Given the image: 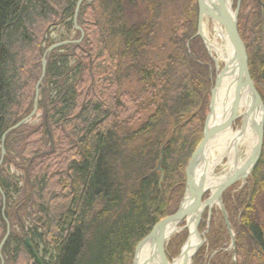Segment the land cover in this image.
<instances>
[{
	"label": "trees",
	"instance_id": "16d2710c",
	"mask_svg": "<svg viewBox=\"0 0 264 264\" xmlns=\"http://www.w3.org/2000/svg\"><path fill=\"white\" fill-rule=\"evenodd\" d=\"M197 1L85 0L80 31L74 23L79 0H0V160L6 151L0 245L8 224L11 232L2 249L5 264H38L27 238L37 254L45 243L43 264H133L137 244L178 210L218 72L197 36ZM241 3L238 32L260 93L264 0ZM59 26L74 33L68 40L74 43L47 56L42 121L8 133L34 109L41 62ZM260 158L236 228L237 264H264V226L254 214L255 196L264 190V146ZM10 166L23 178L11 175ZM204 219L199 230L208 213ZM221 241L209 238L214 257L203 248L195 264H217L225 255ZM50 246L54 254L46 261Z\"/></svg>",
	"mask_w": 264,
	"mask_h": 264
},
{
	"label": "water",
	"instance_id": "95a60500",
	"mask_svg": "<svg viewBox=\"0 0 264 264\" xmlns=\"http://www.w3.org/2000/svg\"><path fill=\"white\" fill-rule=\"evenodd\" d=\"M85 0H79L76 13L74 18V23L76 29L81 30L78 25V14L82 3ZM213 1V0H198L199 4V24H198V33L197 35L203 38L205 46L208 49L209 54L212 56L213 46L211 42L204 34V22L207 19V16L213 19L214 21L221 25L225 30L230 43L233 47V52L229 60L224 61L223 68H220V61L217 58H214L216 64V69L218 74L216 76L215 85L211 91V101L209 107V115H207L206 123L203 134V139L197 147L196 151L192 155L188 167L186 169V191L184 198L180 204L178 211L171 215V217L164 219L158 223L152 231L138 243L135 248V256L133 264H140V257L145 252L151 251V255L148 259L144 261V264H192V259L195 257V254L198 252L204 241L202 240L201 234L199 232V225L202 220L203 213L206 209L209 210V219L211 217L212 209L214 205H218L225 218L227 219V212L225 207L222 204V194L223 191L227 190L233 184L239 180H245L254 170L258 164L260 157L262 156L263 146H264V102L258 92L255 84L248 70V55L246 46L238 32V10L240 6V0H238V8L229 13L226 11L223 5L222 0ZM83 35V32H82ZM81 42V39L77 43ZM74 42L66 41L54 44L51 46L46 54L42 63V73L41 78L36 86V99L35 105L32 113L29 117H26L24 120L19 122L15 127L11 128L8 132L19 128L21 125L28 122L32 119L38 109V94L45 79L46 67H47V56L53 50H56L64 45L71 44ZM233 80V85L235 86L234 97L229 105L224 101L222 103V113L220 116H217V104L219 100V95L222 90L225 89L224 85L226 81ZM231 86L228 85L226 93H230ZM244 109V110H243ZM243 110V113L240 115V111ZM241 118L242 126L238 131L239 136L245 134L247 130L250 131L251 138L249 140L250 154L243 162L242 168L240 169H230L228 174H225L221 177H213V170L221 164L209 165L208 161L210 156L207 154V151L210 149L211 143L217 138L220 134L230 129L233 131L235 122ZM5 136L3 137V140ZM171 139H169L166 145L170 144ZM243 141V140H242ZM241 141H238V145ZM236 144L235 150L238 148ZM165 148V147H164ZM161 153V160L158 162L157 170H161L163 150ZM2 155H5V150H2ZM227 155H222L220 158L223 161ZM237 158V157H236ZM221 162V161H219ZM2 161L0 162V165ZM223 178H225L223 180ZM211 179L220 184L214 186L211 183ZM207 192H210L211 195L207 200L203 201V197ZM185 222L186 225L184 228L189 230V237L181 250V253L178 258L173 261H169L167 258V246L170 242L172 236L175 233L183 230L179 225L182 222ZM227 221V220H226ZM228 222V221H227ZM226 222V223H227ZM229 231L232 233L229 223H227ZM10 231L7 232L6 237L1 243L0 250H2L4 244L6 243ZM233 237V234H232ZM192 238H195L197 243L194 246L191 244ZM26 244L29 246L36 262L38 264H43L42 259L30 239L25 240ZM234 244V239H233ZM4 264V263H3Z\"/></svg>",
	"mask_w": 264,
	"mask_h": 264
},
{
	"label": "rangeland",
	"instance_id": "374dc122",
	"mask_svg": "<svg viewBox=\"0 0 264 264\" xmlns=\"http://www.w3.org/2000/svg\"><path fill=\"white\" fill-rule=\"evenodd\" d=\"M91 2H93V0H88V3H91ZM241 2H242V0H240V6H239V10H238V20H239V13H240L241 4H242ZM249 2H248V4H249ZM237 8H238V0H233V7H232L233 11H235ZM249 8H250L249 6L246 9L244 8L245 15L250 13ZM245 26L248 27V23L247 22H246ZM206 28H207V33H208V37L207 38H208L209 41H213V43H218L220 45L224 44L223 41L220 40L216 36V33H215L216 32L215 31L216 27H215L214 23L209 21ZM73 35H74V33L73 32L69 33L68 30L66 29V27L59 26V27H56V28H54L52 30V32H51V42H52V44H55V43L57 44V43H60L63 40H71L73 38ZM83 37H84V32H83V35L81 37V41H82ZM201 39L203 40V38H201ZM203 42H204V40H203ZM246 50H247V48H246ZM211 53H212V56L214 58L219 59L220 68H223L224 61H226V59L220 58V55L217 54L218 52H216L215 50H213ZM247 55H248V53H247ZM248 62H249V57H248ZM103 67H104V64L101 62L99 64L100 70ZM248 70H249V63H248ZM217 74H218V72H217ZM259 78H263V77L260 76ZM259 78L257 79V83L256 84L258 85V89L260 91V94H262L264 96V79L260 80ZM41 91L42 90H40V94H41ZM40 94H38L39 95L38 96L39 99H38L37 113L32 119H30L25 124H35V125L39 124L40 125V123L42 121V115H43L42 110L39 107V103H40V100H41V95ZM208 115H209V113H208ZM206 119H207V117H206ZM205 123H206V121H205ZM25 124H23V125H25ZM16 125H14L13 127H15ZM23 125H21V126H23ZM241 126H242V119L239 118L234 124L233 131L234 132L239 131L241 129ZM13 127H11V128H13ZM179 128L180 127L174 128V130H172V132L170 134L171 139L174 137V135L176 134V132H177V130ZM203 134H204V131H203ZM248 147H250V145L249 144H245V142L239 143L238 148H237V151H238L237 155H238V158H239L240 162H244L245 159H247V157L249 156L250 148H248ZM5 153H6V151H5ZM3 157L4 156L2 155L0 162L1 161L3 162ZM228 162H229L228 158H225L223 160L222 164L217 166L215 168V170H213L214 171L213 172V176L218 178V177H221V176H223L225 174H228L230 172V168H229ZM157 167H158V165H157ZM9 170H10V174L15 176V177L23 178V176H24V173L22 171H20L19 169H17L15 166H10ZM159 172L161 173V170H159L158 173ZM161 175H162V173H161ZM252 175H253V172L245 180H239L235 184H233L231 187H229L227 190L223 191L221 199H222V204L225 207V210L227 212V219L225 218V215L223 214L224 212H222L221 208L217 204L213 206L210 219H209V210L208 209L205 210V212L203 213L202 220H201V223L199 225V228H200L201 224L203 223V221L205 220L204 216H205L206 213H208V219L206 220V222H207L206 224H208V225L206 226V228L204 230L203 229L199 230V232L201 234V237H202V240L204 241V243L202 244V246L200 247L198 252L195 254V257L199 254V252H201V250L203 248H206V250H207V255H206L207 257L208 256L214 257L213 255H211V253L213 251H211V249L209 247V238L214 239L215 241H217L218 239H222V241H221V246L222 247L221 248L225 249V255H222L221 259L223 260V262L225 264H237L239 259L237 258V244H236V242H237L236 230L237 229L236 228H237V225H238V227L240 226L239 220L241 219L243 213L245 212L244 211L245 210V205H247L249 203V200H250V198H251V196L253 195V192H254L253 191L254 183H253ZM23 182L21 180V184H20L21 188H22V186H25L23 184ZM185 191H186V189H185ZM184 195H185V193H184ZM210 195H211V193L207 192L205 194V196L203 197V201L207 200L210 197ZM183 198H184V196H183ZM254 204H255V213H254L255 214V218H256L257 221H259L264 226V190H262L261 192H259L255 196ZM226 205H227V207H229L230 212H228V210L226 208ZM242 206L244 208H242ZM179 207H180V205H179ZM213 214H216L215 218L213 217ZM24 221H25L24 222L25 230L27 228L29 229L32 226V224L30 223L29 220H27V221L24 220ZM226 222L229 223V226L231 228L232 233L229 231V228H228V225H227ZM185 225H186V223L183 221L179 225V227L180 228H184ZM211 226L213 227V230L211 229ZM15 230L19 231L20 228L16 227ZM211 230H212V232H211V235L209 236V231H211ZM8 231H10V225L9 224H8L7 232ZM185 234H187V235H185ZM232 234H233V237H232ZM188 237H189V230L187 228H184L183 230L175 233V235L172 236V238H171V240H170V242L168 243V246H167L168 253H169V250H170L169 255L171 257H173L171 259V261H173L174 259L179 257V255L181 253V250L184 247ZM233 239H234V244H233ZM44 244H45L44 242H40L39 243V246H40L39 250L40 251H39L38 254H39L40 258L45 257V255H44V247H45ZM53 254H54V251L52 249V246H50L48 248V255L45 258L46 261H49L50 256L53 255ZM0 255H2V250H0ZM3 256L4 255L1 256L2 257V263L1 264H3V263L5 264V259H3L4 258ZM195 257H193V259H192V264H195ZM260 257H261V259H260L259 262L260 263L264 262V257L262 255H260ZM221 259L217 258V264L221 263L220 262ZM208 264H210V263L208 262Z\"/></svg>",
	"mask_w": 264,
	"mask_h": 264
},
{
	"label": "bare ground",
	"instance_id": "6f19581e",
	"mask_svg": "<svg viewBox=\"0 0 264 264\" xmlns=\"http://www.w3.org/2000/svg\"><path fill=\"white\" fill-rule=\"evenodd\" d=\"M214 1V0H213ZM217 2H220L218 0H215ZM223 1V5H224V8L226 9V11H228L229 13H232L233 12V0H222ZM221 3V2H220ZM212 22L214 23L215 25V33H216V36L223 41V45H220L218 43H213V41H210L213 46V49L218 52L217 54L220 55V58H223V59H226V60H229L231 55H232V52H233V47L230 43V40L228 38V35L226 34L225 30L221 27V25H219L216 20L214 21L213 19H211L210 17L207 16V19L206 21L204 22V27H203V30H204V34L206 37H208V33H207V25H208V22ZM233 80L234 79H230L229 81H226L225 82V89L222 90L221 94L219 95V100H218V104H217V116H220L221 113H222V103L223 101L229 105L230 102L232 101L233 97H234V90H235V86L233 85ZM231 86L230 88V93L228 95V93H226V89L227 87ZM244 110V109H243ZM243 110L240 111V115L243 113ZM239 132H234L230 129L226 130L225 132H223L222 134H220L217 138H215V140L211 143V146H210V149L207 151V154L210 156L209 158V165L213 166V164L215 163H219V164H222V160H221V156L222 155H227L226 157L228 158L229 162H228V165H229V168L233 170L234 169H240L242 168V165H243V162H240L239 161V158H238V155H237V149L235 150L236 148V144L238 143V141L240 140L241 143L242 142H245V144H248L249 143V140L251 138V135H250V131L247 130L245 132L244 135L239 136ZM243 140V141H242ZM238 145V144H237ZM237 157V158H236ZM221 161V162H219ZM212 178L214 176H211ZM215 179V178H213ZM225 178H223L224 180ZM211 183L214 185V186H218L220 183L219 182H215V180H212L211 179ZM197 241L195 238H192V241H191V244L194 246V244H196ZM146 254H142V257H140V264H144V261L146 259L149 258V256L151 255V251H147L145 252ZM177 264V263H176ZM178 264H181L178 263Z\"/></svg>",
	"mask_w": 264,
	"mask_h": 264
}]
</instances>
